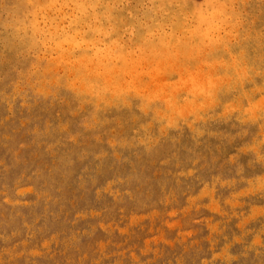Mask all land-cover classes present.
<instances>
[{"label": "rangeland", "instance_id": "1", "mask_svg": "<svg viewBox=\"0 0 264 264\" xmlns=\"http://www.w3.org/2000/svg\"><path fill=\"white\" fill-rule=\"evenodd\" d=\"M91 1L0 0V264H264V0Z\"/></svg>", "mask_w": 264, "mask_h": 264}, {"label": "bare ground", "instance_id": "2", "mask_svg": "<svg viewBox=\"0 0 264 264\" xmlns=\"http://www.w3.org/2000/svg\"><path fill=\"white\" fill-rule=\"evenodd\" d=\"M97 4H99V1H98V0H92L91 3H90V6H92L93 8H95V6H96ZM100 4H102V3H100ZM103 7H104V9H105V11H106V10H107L106 5H103ZM93 17H94V16H93ZM95 18H96V17H95ZM96 36H97V35H96ZM88 41H91V39H88ZM92 42H94V41H92ZM105 53H106V52H105ZM96 55L98 56L97 53H96ZM103 55H104V54H103ZM103 55H102V56H103ZM83 56H84V58H86V59H88V60H91V59H92V58H91V55H88V54H86V53L83 54ZM102 56L98 57L100 61L102 60V59H100ZM81 58H82V57H81ZM81 58H80V59H81ZM102 58H103V57H102ZM80 59H79V60H80ZM93 59H94V58H93ZM82 60H83V58H82ZM93 62H94V60H93ZM92 65H93V63H92ZM92 65H91V67H92ZM101 66H102V65H101ZM101 66H99V67H101ZM99 67H98V68H99ZM234 67H235V66H234ZM242 68H243V67H242ZM242 68H240V70H241ZM90 69H91V68H90ZM90 69H89V71H90ZM99 69H100V68H99ZM99 69H97V70H99ZM97 70H96V71H97ZM243 70L245 71V68H243ZM87 71H88V70H87ZM92 71H93V70H92ZM96 71H95V72H96ZM101 71H102V70H101ZM99 72H100V71H99ZM100 73L102 74V72H100ZM70 74H71V73H70ZM107 74H108V73H107ZM86 75H87V74H86ZM92 75H93V74H92ZM109 75H110V74H109ZM100 76H101V75H100ZM110 76H113V75H110ZM110 76L108 77V75H107V76H105V77L110 78ZM91 78H92V77H91ZM108 78H105V80L108 79ZM55 79H56V78H55ZM111 79H112V78H111ZM219 80H221V78H220ZM103 81H104V80H103ZM119 81H120V80H119ZM207 81H211L210 84L212 85V83H213V85H214V82H215V81H212V79H211V80L208 79ZM221 81L224 82L225 80H221ZM227 81H229V79H228ZM237 81H238V80H237ZM107 82H109V79H108ZM137 82H138V81H137ZM171 82H172V81H171ZM197 82H198V81H197ZM217 82H218V81H217ZM217 82H216V83H217ZM223 82H222V83L220 82L221 85L223 84ZM105 83H106V82H105ZM131 83H133L134 85H137V84H135L134 81H132ZM161 83H162V82H161ZM161 83H160V84H161ZM166 83H169V81H167ZM166 83H165V86H164V84L162 85V86H164V88H166V90H164L165 92L167 91ZM172 83H173V82H172ZM187 83H188V82H187ZM190 83H191V82H190ZM216 83H215L214 86H216ZM220 83H217V84L219 85ZM83 84H85V83H83ZM109 84H110V83H109ZM160 84H156L158 89H159V87H160V86L158 87V85H160ZM170 84H171V83H170ZM191 84H192V83H191ZM203 84H204V83H202V85H203ZM206 84L210 85V84L207 83V82H206ZM206 84H205V85H206ZM227 84H228V83H227ZM114 85H115V84H114ZM114 85H113V87L115 88ZM116 85L118 86V84H116ZM126 85H127V84H126ZM126 85H124V87H125ZM130 85H131V84H130ZM156 85H154L155 89H156ZM184 85H185V84H184ZM205 85H204V86H205ZM208 85H207V86H208ZM211 85H210V87H213V86H211ZM218 85H217V86H218ZM83 86H84V85H82L81 88H82ZM105 86H106V85H105ZM128 86H129V85H128ZM138 86H139V85H138ZM138 86H137V87H138ZM176 86H177V85H176ZM187 86H188L189 88L192 87V91L194 90V89H193V86H191V85H189V84L186 85V89H187ZM204 86H202V88H203ZM207 86H206V87H207ZM111 87H112V86H111ZM111 87H109V88L111 89ZM113 87H112V88H113ZM118 87H119V86H118ZM121 87H122V86H121ZM130 87H131V86H130ZM130 87H129V88H130ZM135 87H136V86H135ZM137 87H136V88H137ZM145 87H146V86H145ZM180 87H181V86H180ZM180 87H179V88H180ZM89 88H91V87H89ZM100 88H101V87H100ZM116 88H117V87H116ZM116 88H115V90H116ZM132 88H133V87H132ZM138 88L140 89V87H138ZM162 88H163V87H162ZM164 88H163V89H164ZM175 88H176V87H175ZM175 88H173V89L176 91L177 89H175ZM177 88H178V87H177ZM204 88H205V87H204ZM207 88L209 89V87H207ZM207 88H205V89H207ZM216 88H217V87H216ZM126 89H127V87H126ZM130 89H131V88H130ZM130 89H127V90H130ZM133 89H135V88H133ZM139 89H138V92H139ZM143 89H144V88H143ZM171 89H172V88H171ZM183 89H185V87H183ZM186 89H185V90H186ZM198 89H199V88H198ZM198 89H197V90H198ZM41 90H42V89H41ZM76 90H77V89H76ZM111 90H112V89H111ZM115 90H114V92H115ZM135 90H136V89H135ZM146 90H149V89H146ZM174 90H173V92H171V93H175ZM179 90H180V89H179ZM197 90H196V91H197ZM216 90H217V89H216ZM216 90H215V91H216ZM43 91H44V89H43ZM98 91H99V90H98ZM107 91H108V90H107ZM150 91H153V89H151ZM192 91H191V92H192ZM202 91H203V89H202ZM215 91H213V92H215ZM89 92H90V91H89ZM142 92H144V91H142ZM142 92L140 91L139 94H141ZM154 92H156V91H154ZM178 92H179V91H178ZM216 92H217V91H216ZM216 92H215V93H216ZM47 93H48V92H47ZM102 93H103V92H102ZM117 93H119V91H117ZM159 93H160V92H159ZM176 93H177V92H176ZM196 93H197V92H196ZM96 94H98V93H96ZM112 94H113V93H112ZM144 94H145V93H144ZM150 94H151V92H150ZM152 94L155 95V93H153V92H152ZM200 94H201V93H200ZM204 94H205V93H204ZM253 94H254V93H253ZM100 95H101V94H100ZM100 95H99V96H100ZM198 95H199V94H198ZM198 95H197V96H198ZM213 95H214V94H213ZM246 95H247V94H246ZM248 95H249V94H248ZM248 95H247V96H248ZM103 96H104V95H103ZM111 96H113V95H111ZM122 96H123V95H122ZM155 96H156V95H155ZM157 96H158V95H157ZM161 96H167V95L164 93V95H161ZM174 96H175V95H174ZM199 96H200V95H199ZM202 96H203V95H202ZM204 96H205V95H204ZM206 96H207V92H206ZM249 96H250V95H249ZM263 96H264V95H263ZM214 97H215V96H214ZM262 98H263V97H262V95H261V97L258 98L259 100L257 99V101H259V102L256 101V104L258 103L259 106H260L261 104H263L262 100L264 101V99H262ZM249 99H250V98H249ZM261 99H262V100H261ZM260 100H261V101H260ZM237 103H238V102H237ZM252 104H253V103H252ZM238 105H239V104H238ZM250 105H251V104H249V108L251 109V106H250ZM258 105H257L256 107H258ZM237 107H239V106H237ZM256 107H254V108H256ZM260 107H261V106H260ZM262 107L264 108V104H263ZM249 108H248V110H247V109H246V110L249 111V110H250ZM258 108H259V107H258ZM235 109H236V108H235ZM239 109H240V108H239ZM252 110H254V109H251V112H254L256 109H255L254 111H252ZM257 110H258V109H257ZM255 113H256V112H255ZM253 114H254V113H253ZM250 115H251V114H250ZM261 184H262V182H261Z\"/></svg>", "mask_w": 264, "mask_h": 264}]
</instances>
